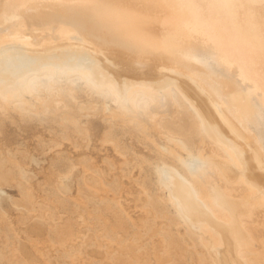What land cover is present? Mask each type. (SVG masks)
<instances>
[{
  "label": "bare ground",
  "instance_id": "obj_1",
  "mask_svg": "<svg viewBox=\"0 0 264 264\" xmlns=\"http://www.w3.org/2000/svg\"><path fill=\"white\" fill-rule=\"evenodd\" d=\"M1 81L0 264H264V0H0Z\"/></svg>",
  "mask_w": 264,
  "mask_h": 264
},
{
  "label": "rangeland",
  "instance_id": "obj_2",
  "mask_svg": "<svg viewBox=\"0 0 264 264\" xmlns=\"http://www.w3.org/2000/svg\"><path fill=\"white\" fill-rule=\"evenodd\" d=\"M48 40H50V41H48ZM48 40H46L47 41V43L48 42H51V39H48ZM62 41V40H61ZM117 49H114V51H116ZM113 51V53L115 54L116 53V57H118L120 60L121 59H123L122 57H125V55H123V53H119L118 51H120V50H117L116 52H114ZM117 52H118V54H117ZM121 52V51H120ZM123 52V51H122ZM125 53V52H124ZM120 57H119V56ZM128 54L126 53V57H128L127 56ZM125 59V58H124ZM12 78V77H11ZM10 77L7 79V80H5V81H9V84L11 83V82H13L14 80V78H12L11 79ZM9 79H11V80H9ZM5 81H1L0 82V84L3 82H5ZM2 83V84H3ZM5 85H6V83H5ZM99 129V128H98ZM13 141H14V139H13ZM17 143H20L21 144V142L20 141H17ZM90 147H91V149H92V151H93V153H94V157L95 158H99V155H101V154H103V153H105V152H107V150H106V148H103V147H100V146H98V145H96L95 143H92V145H90ZM98 156V157H97ZM33 161H35L36 163H38V162H43L44 161V159L43 158H41V157H39V156H34V158H33ZM102 171H103V174L106 176V177H108L109 175H108V169L105 167V166H102ZM76 176H78V173L76 174ZM75 176V177H76ZM89 177H90V181L92 182V184L95 186V187H100V182H99V180L96 178V177H92V175H88ZM8 190H13V188H7ZM6 203H5V202ZM3 203H5L4 204V207L6 208V209H10V207H9V203H8V201L7 200H3ZM8 204V205H7ZM49 223V222H48ZM32 224H34V225H32V232H35V233H37V234H39V236H42V234H43V231H44V229H45V227L44 226H46V224L45 223H40L39 225L37 224V223H32ZM36 225H38V226H36ZM90 239H92V237L91 236H87V239L86 240H90ZM128 246H129V248H133L134 246L132 245V244H128ZM100 247L99 246H95V245H91L90 243L88 244H83L82 245V251L83 252H85V251H87V252H89V253H91L92 255H97V256H101L102 254H101V252L99 251H97L98 249H99ZM29 253H31V254H34V255H36L34 252L32 253V252H29ZM37 256V255H36ZM30 257V259H31V263L32 264H41V261L39 262V261H36V258L34 259V258H32V255H30L29 256ZM101 258V257H100ZM245 259H247V257H244ZM101 261H102V259H100Z\"/></svg>",
  "mask_w": 264,
  "mask_h": 264
}]
</instances>
